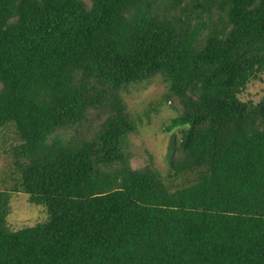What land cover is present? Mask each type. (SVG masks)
Segmentation results:
<instances>
[{"label":"trees","instance_id":"16d2710c","mask_svg":"<svg viewBox=\"0 0 264 264\" xmlns=\"http://www.w3.org/2000/svg\"><path fill=\"white\" fill-rule=\"evenodd\" d=\"M89 1L0 0L19 172L0 190V264H264V98L240 97L264 73V0ZM158 74L181 104L168 178L186 184L129 163L123 93ZM13 192L49 219L11 229Z\"/></svg>","mask_w":264,"mask_h":264},{"label":"rangeland","instance_id":"374dc122","mask_svg":"<svg viewBox=\"0 0 264 264\" xmlns=\"http://www.w3.org/2000/svg\"><path fill=\"white\" fill-rule=\"evenodd\" d=\"M84 1L87 4L90 3L89 0ZM156 76L147 83L131 85L129 91L123 93L133 117L140 118L137 122L136 133L128 136L126 150L130 153L129 163L133 169L151 167L160 171L168 184L174 186L180 183L186 184L193 180L195 175L168 178L169 149L172 140L180 139V132L177 129L173 132L164 130L168 121L180 113L181 104L177 99H167L166 103H162V99L168 93V86L161 74ZM240 97L244 101L251 100L254 103L261 101L264 98V73H261L259 78L252 79ZM151 107L152 109L147 111ZM89 119L90 121L80 128L81 137L91 138L99 128L101 119L95 117L94 111H91ZM62 135L65 138L78 137L74 129ZM15 137L14 128L11 126L0 130V190L13 187L19 177L11 151V145L17 142ZM48 219V210L44 204L30 202L29 196L25 193H12L7 218V224L11 229L34 226Z\"/></svg>","mask_w":264,"mask_h":264}]
</instances>
